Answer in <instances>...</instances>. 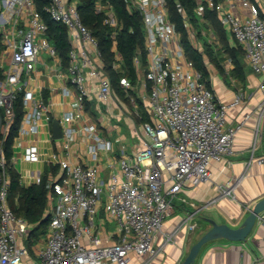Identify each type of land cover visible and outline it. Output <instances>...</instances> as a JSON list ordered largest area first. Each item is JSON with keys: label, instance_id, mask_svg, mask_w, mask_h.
Segmentation results:
<instances>
[{"label": "built area", "instance_id": "obj_1", "mask_svg": "<svg viewBox=\"0 0 264 264\" xmlns=\"http://www.w3.org/2000/svg\"><path fill=\"white\" fill-rule=\"evenodd\" d=\"M127 1V0H126ZM142 16L145 30L146 68L138 56L137 67L139 96L149 116L141 122L144 139L138 149L130 154L125 146L120 148L117 169L106 178L95 164H82L60 159L58 176L48 177L45 186L54 197V211L43 244L38 249V261H26L28 248L25 240L30 224L10 208L7 194L9 175L5 169V156L0 140V264H129L130 254L155 256L174 239L176 230L187 224L190 230L196 222L187 223L188 216L172 231L162 229L163 221L173 210V199L187 187H195L210 179V163L234 151L233 143L238 129L249 118L234 124L227 122L229 107L244 103L245 93L238 90L228 101H220L201 73L189 61L180 44V34L169 19L167 0H128ZM235 1L249 9L245 17L233 13L229 6ZM227 4V5H226ZM215 9L222 24L233 34L244 51V57L254 73L261 74L259 87L262 98L255 108L252 125L251 158L264 138V18L260 7L250 0H196L195 12L203 18L205 8ZM183 23L196 44L195 29L180 2L176 3ZM97 11L104 12V23L113 29L114 37L119 27L111 6L96 0ZM50 17L67 27L71 49L66 66L68 80L75 88L72 107L56 120L59 121L61 141L68 146L78 129L88 137L87 151L96 161L100 151L110 150L111 141L97 133V124L89 115L86 101L94 90L97 100H106L114 94L108 75L102 67L101 53L91 31L81 21L75 0H49L45 7ZM18 18L27 20L23 32L16 29ZM13 24L11 35L5 38V48L0 55V135L4 134L14 117V102L22 92L23 115L14 141L40 131L44 123L55 120L51 103L42 95L25 87L24 77L35 69L39 56L60 57L55 45L46 35L47 24L35 6V0H0V28L5 31ZM210 41H216L210 27L202 30ZM116 55L114 67L119 66ZM95 84L87 85V79ZM121 87L128 92L134 83L127 77L120 78ZM71 95L69 87L62 89ZM118 96V95H117ZM130 101L137 103L136 97ZM80 121V127L73 125ZM20 142V141H19ZM25 156L39 160L35 145L22 144ZM13 161V156H12ZM257 163L263 156L255 157ZM245 173L216 184L217 194L208 203L221 197L236 199V187ZM41 171L32 175V182L42 180ZM102 207L116 223L117 239L103 242L96 229V217ZM264 221V215L259 218ZM158 233L162 243L155 245ZM86 239V241L83 240Z\"/></svg>", "mask_w": 264, "mask_h": 264}, {"label": "crops", "instance_id": "obj_2", "mask_svg": "<svg viewBox=\"0 0 264 264\" xmlns=\"http://www.w3.org/2000/svg\"><path fill=\"white\" fill-rule=\"evenodd\" d=\"M257 3L260 7V15L264 18V0H250ZM227 5V4H226ZM229 9L245 17L249 14V9L244 7L240 1H235ZM16 29L23 32L27 28V20L18 18L16 20ZM230 42L235 43L233 34L225 27ZM13 24L8 25L5 31L0 28V55L5 48V38L11 35ZM200 49L203 50L202 44ZM42 52L39 56V62L35 69L24 77L25 87L34 91L37 95H42L44 99L51 103V112L55 120L63 113L69 110L74 103L75 88L71 86L66 68L61 65L58 57H52ZM244 71L245 79L241 81L237 77L229 74L233 64L229 59H225L226 74L219 73L213 65L209 64L211 72V88L220 101H230L238 90L245 93V101L237 106L229 107L227 110V122L234 124L243 119L245 114L249 118L241 126L234 138V152L226 155L220 160L211 161L210 179L201 182L195 187H187L178 193L179 202L173 205V210L163 221L162 229L165 231L174 230L177 225L185 219L189 213L192 216L188 218L187 223L196 222L197 227L190 230L187 224L180 226L175 234L174 239L167 243L155 256L130 254L129 264H180L187 254L190 246L199 238V236L210 227V223L205 217H212L218 222H226L230 225L238 223L248 213L253 204L264 197V161L257 163L255 157H264V138L261 139L254 151L252 162L247 167V161L251 158V137L252 125L255 122V108L261 100V90L259 87L262 79L261 74L254 73L248 65L245 57ZM134 83V88L125 91L129 101H125L114 94L106 100H97L94 90L90 92L89 99L86 101V108L93 119L96 120L95 113H100L103 118L102 122L97 123V133L104 139L111 141L113 147L110 150L100 151L96 161L92 160L87 151L89 137L80 129L74 135V139L66 147L60 138H54L51 124L44 123L40 131L35 134L24 136L19 141H14L13 165L20 173L21 182L25 185L32 183V175L41 171L42 175L48 177L58 176L60 169L58 161L66 159L70 162H80L82 164H95L99 173L106 178L112 171L117 169V160L120 157V148L125 146V152L130 154L138 149L142 140L145 138L141 131V107L143 101L139 96L143 86L141 82ZM86 84H95L92 79H87ZM63 87L71 89V95H65ZM136 97L137 103L130 101V97ZM143 110L147 114L143 105ZM113 117L121 119L124 117L130 132L131 145L130 151H127L124 143L127 135L118 123H112ZM149 117V116H148ZM73 125L80 127V121H74ZM111 135H116L117 140L112 141ZM22 144H32L38 148L39 160L33 161L28 159ZM245 173L240 184L236 187V199L221 197L212 203L208 201L217 194L216 184L227 181L233 177ZM46 211L52 214L54 211V197L48 192V207ZM264 215V213H262ZM112 224L113 227L111 226ZM96 229L103 242H112L117 239L116 223L108 218L104 209L100 207L96 218ZM86 241L85 238H83ZM44 240L34 245L32 254L25 257L26 261H38V249ZM162 243V235L158 233L155 239V245ZM193 264H264V221L258 219L251 229L246 240H229L226 238H216L205 243L198 252Z\"/></svg>", "mask_w": 264, "mask_h": 264}, {"label": "trees", "instance_id": "obj_3", "mask_svg": "<svg viewBox=\"0 0 264 264\" xmlns=\"http://www.w3.org/2000/svg\"><path fill=\"white\" fill-rule=\"evenodd\" d=\"M75 1L81 21L91 31L97 41V46L101 53L102 67L109 77L113 90L118 97L129 101V97L125 95V90L120 85V78L127 76L132 82H136L137 67L134 64L135 56L140 59L142 67L146 68L145 30L141 13L128 0H104L114 10L119 22V27L113 37V29L104 23V12L96 9V0ZM48 2L49 0H35V6L41 12L47 24L46 35L48 39L55 45L61 65L66 68L68 53L71 49L67 27L63 23L53 20L46 12L45 7ZM177 2L183 5L189 21L195 29L196 37L201 41L202 51L193 45L189 37V31L176 8ZM195 5L196 0H167L168 16L180 34V44L186 58L201 73L202 79L208 87H211V72L208 65L211 64L219 73L226 74L225 59H229L233 64L229 74L243 81L245 79V71L242 47L235 38L234 44L230 42L228 32L220 21L215 9L205 8L203 18L208 21L207 25L202 20V17L196 14ZM207 26L214 32L216 41L203 38L205 34L202 33V30L206 29ZM116 55H120L118 67L113 66L116 61ZM2 76V68H0V78ZM140 107L141 121L148 120L149 117L143 110L142 102H140ZM2 112L3 110L0 107V114ZM22 115V92H19L14 102L13 120L8 130L0 135V140H2L5 156V169L9 175L8 203L17 216L24 217L30 224L25 244L32 253L34 245L46 239L51 214L46 211L48 207V189L45 186L47 176L44 175L39 183L32 182L25 185L21 182L20 173L13 165V144L18 134Z\"/></svg>", "mask_w": 264, "mask_h": 264}, {"label": "water", "instance_id": "obj_4", "mask_svg": "<svg viewBox=\"0 0 264 264\" xmlns=\"http://www.w3.org/2000/svg\"><path fill=\"white\" fill-rule=\"evenodd\" d=\"M51 127L53 137L60 138L62 128L59 121L53 120ZM262 213H264V197H261L253 204L238 225L233 226L226 222H218L212 217H205V220L210 223V227H208L190 246L180 264H193L201 247L212 239L226 238L229 240H246L251 229L258 220L259 215Z\"/></svg>", "mask_w": 264, "mask_h": 264}, {"label": "rangeland", "instance_id": "obj_5", "mask_svg": "<svg viewBox=\"0 0 264 264\" xmlns=\"http://www.w3.org/2000/svg\"><path fill=\"white\" fill-rule=\"evenodd\" d=\"M203 38H205V39H207L208 38V35L207 34H205L204 36H203ZM196 44L197 45H201V41H197L196 40ZM44 56H46V54L44 55ZM95 115H96V122L97 123H99V122H102V124H103V118H102V115L100 114V113H95ZM112 123H118V124H120L121 126H122V130H123V132H125V134L127 135V137H126V139H125V141H124V143L127 145L126 146V150L127 151H130L131 150V148H130V145H131V140H130V132H129V126H128V124H127V122H126V120L124 119V117L123 118H121V119H118V118H116V117H113V119H112ZM110 139L112 140V141H116V142H118V144H119V141L117 140V136L116 135H111L110 136ZM173 202H174V204H176V203H178L179 202V199H178V194L174 197V199H173ZM97 218V217H96ZM113 225L114 224H112L111 226L113 227ZM29 254H32L30 251H29Z\"/></svg>", "mask_w": 264, "mask_h": 264}]
</instances>
